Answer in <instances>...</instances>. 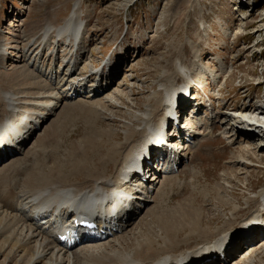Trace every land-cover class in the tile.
I'll return each mask as SVG.
<instances>
[{
	"label": "rangeland",
	"instance_id": "1",
	"mask_svg": "<svg viewBox=\"0 0 264 264\" xmlns=\"http://www.w3.org/2000/svg\"><path fill=\"white\" fill-rule=\"evenodd\" d=\"M76 1L0 0V39L9 45L4 52L5 59L0 62V97L2 91L12 92L11 88H14L18 98L27 101L19 113L27 112L24 119H29L28 113L36 116V113L46 110L48 102L55 100L57 95L52 94L55 97L50 96L47 100L36 96L22 97V86L31 84L21 81L20 75L39 70L40 76L35 80L45 85L53 74L52 81L61 87L60 107L51 109L48 120L40 116L44 122H41L34 138L29 140L31 143L27 141L24 152L17 156V165L1 169L0 164V264H26L29 254L24 243L20 246L19 242L25 237L30 246L37 243L26 235L30 221H34L28 217L29 210L22 216L16 214L13 208L9 206V209L3 203L4 193H12V187H15L19 207L24 203L22 198L28 172L36 170L43 174L54 166L55 169H65L64 174L68 176L72 171L70 162L81 163L95 174L114 176L115 163L120 165L125 154H131L135 149L144 151L148 145L147 142L141 144L150 135L141 116L147 113L156 115L146 118L147 124H159L167 113L163 107L157 113L152 112L157 101H163L165 93L174 88L179 90L187 83L190 89L183 91L184 97L180 98L177 93L173 95L190 102L182 108L178 122L184 126L188 116H192L191 120L197 119L193 125L197 135L192 136L196 144L193 147L185 144L187 142L181 144L190 150V154L182 158V166L175 170L174 175L161 174L156 183H151L155 191L150 192L152 194L146 191L151 196L146 195L149 199L146 200V208L149 207L152 213L149 208L145 212V203L139 202L136 208L139 214L117 235L124 234L120 239L128 240L126 249L141 241L152 240L167 248L168 245L158 238L165 224L162 235L169 234L177 244L174 249L176 255L194 250L203 246L206 239L195 237L196 233L191 232L192 227L182 220L181 215L195 210L200 213L201 220L211 222L207 227L211 231L208 242L217 240L221 244L229 238L236 240L242 232H235L242 228L245 231V220L256 216L257 212L259 215L260 211L264 212V206L258 210L260 203L264 205V147H257V136L253 140L239 133L231 134L236 124L229 115L234 111L249 113L256 107H264V0H253L252 6L244 5L240 10L236 8V4H241L239 0H81L78 3L84 30L78 50L64 38H60L58 44L54 42L44 48L33 46L26 50L24 34L42 28L47 22L45 19L52 17L51 8H55V20L60 23L61 18L66 19L73 11ZM13 39H17L23 50H12ZM37 53L40 54L38 58ZM70 58L73 63L66 71L65 63ZM176 63L184 67L188 79L179 74ZM9 64L13 66L12 71L7 68ZM16 67L21 68L17 70ZM64 71L71 76L64 75ZM87 77L89 80L84 79ZM96 79L98 84L94 81ZM71 81L84 86L66 92L65 87ZM95 85L99 92L89 94ZM28 90L36 92L34 87ZM42 91L48 92L47 89ZM107 96L113 97L112 103L105 98ZM1 108L0 99V114ZM133 114H136L135 120ZM170 122L168 131L172 129ZM205 122L210 123L208 126L213 129L212 132L208 129L211 133L206 139L203 137L205 131L200 130V127L207 126ZM18 126L25 129L24 122ZM184 130L181 131L182 138L187 132ZM125 132L130 143L124 140ZM199 135L204 138L200 142L196 138ZM246 144H249L248 148H244ZM67 181L85 184L88 179L82 172ZM144 184L150 183L144 181ZM137 195L144 197L142 192ZM9 214L21 218L13 221ZM259 215L257 224L254 221L253 226L255 233L256 225L260 228L257 232L263 238L264 217L259 221ZM41 220L46 221L47 218ZM222 227L227 230L223 239L219 231ZM49 230L54 238L53 227ZM241 239L236 251L231 250L235 257H228L232 258V261L227 260L230 261L228 264H264V238L252 251L248 246L253 240L245 235ZM12 243L15 245L13 249ZM96 243L100 242H92L93 245ZM78 247L73 249V255ZM59 248L56 244V249L48 252H54L55 258L61 255L67 259V252ZM91 259L85 258V263L79 260L77 264H89L93 262ZM63 264L67 262L63 261Z\"/></svg>",
	"mask_w": 264,
	"mask_h": 264
},
{
	"label": "bare ground",
	"instance_id": "2",
	"mask_svg": "<svg viewBox=\"0 0 264 264\" xmlns=\"http://www.w3.org/2000/svg\"><path fill=\"white\" fill-rule=\"evenodd\" d=\"M78 1H81V0H77L74 3L73 11L67 16L66 19L61 18L60 23L56 22L57 21L55 20L56 14L55 15L53 14V10H55V8H51L50 10L52 12V17L50 19H45L47 20V22H45L46 24H44L42 28L36 30L35 32L29 31L28 33L23 35V39L25 40V41L23 40L24 41L23 46H25L26 50L33 46L37 48L39 46H43L44 48V46H47L49 43H54V42L58 44V40L60 38L66 39V43L72 44L70 45L72 47H74L73 45H75L78 50L77 45L79 44L82 38L80 35L82 31L84 30L83 29L84 23H83V20L80 18V10H79ZM11 44L12 45L10 46H12L11 48L13 51H16V49H19V48L23 50V48L19 46V42L17 41V39H13L11 41ZM7 46L9 45H6L4 39L3 40L0 39V62H2L5 59L4 52L6 51ZM38 55L40 54L39 53L36 54L37 58H38ZM36 57L34 58V60H37ZM72 63H73V59L72 58L68 59V61L65 63L66 71L72 66ZM7 68H10L11 71L13 70V66H11L10 64L9 66L7 65ZM20 68L21 67H16L15 69L20 70ZM176 68L179 69V74L183 78L186 77V79H188V74L186 73V71L184 70V67L181 64L176 63ZM66 71H64L65 73L63 74L70 77L71 74H67ZM40 72L41 71L39 70H33L32 72H28L26 74L20 75L21 81H27L28 82L27 84H31V85L22 86L23 94H21V96L22 97L23 95H25L24 97L26 96L35 97L36 96L38 98L44 97L46 98V100L49 99V97L52 96V94H56L57 97L55 100H50L48 102L49 108L41 111L39 114L36 113L37 114V115L35 114L36 116H33L34 113H28L30 122L27 121L28 118L24 119V116L27 112H24L23 114L19 113L22 109L25 108L23 105L27 103V101L26 100L22 101L21 98H18L17 93L14 88H11L12 92L2 91V94L0 97L2 101V108H1L2 114H0V128H1L0 129V140L7 139L6 135L9 132L14 135L17 134L19 130H21L19 129V126H18L20 125L21 122H24L25 130L27 134L24 135V138L22 139V142H21L23 146L19 147L20 150L17 153L11 154L8 157V159L4 158L5 157L4 151L0 153V158H2V160L0 161V164H2L1 169H4V167H11V166L15 167L17 165V159H18L17 156L24 152V149L28 143H31L29 140H31V138H33V136L36 135L35 134L36 131L40 128L44 120L45 119L48 120L49 115L52 114L51 109L54 107L58 108L61 105V104H58V99L60 98L59 92H60L61 87L59 86L58 83H56L55 81H52L54 80L53 74L51 75L50 82H47L45 85H42L41 81L35 80V78L40 76L39 75ZM92 74H90L89 76L92 77L93 76ZM88 77L87 79L86 78L84 79L89 80ZM29 81H32V82L29 83ZM83 81L84 80L82 79V82ZM94 81H96V83L98 84L97 79ZM82 86L84 85L79 84L77 81L75 82L71 81V83L67 85L65 88L67 89L66 92H72L75 89L78 90L77 88H81ZM187 86H189L188 83L185 85V87L179 90L174 88L173 91L169 93L168 92L165 93L163 101H157L156 103L157 107L152 112H156L160 107H163L165 109V112L167 113L161 119L159 124H147L146 118H150L151 116L155 117L156 115H150L147 113L141 116L142 123H144V128L148 130V133L151 135L153 140L150 138V135H148L147 138L141 143L143 144L147 142L148 144L144 151L143 150L137 151V149H135L131 154L129 153V154L124 155V159L122 160L120 165L115 163L116 173L114 174V176L95 174L94 172L89 171V168H85L81 163L70 162L72 171L68 176L64 174L65 169L63 170L62 167H57L55 169L54 166H52V168H49V170L47 172H44L43 174L40 171L38 173L36 170H32L31 172H28L27 178H26L27 181L25 183L26 190L24 191L25 193H23V198H22L24 200V203L23 204L21 203L22 205L19 207H17L18 206V203H17L18 192L16 193L15 187L14 188L12 187V191H13L12 193H9V192L4 193L5 199H3V203L6 206L8 207L10 206L11 208H13L16 214L20 216L23 215L22 213L29 210L30 214H28L29 212L27 213L29 215L28 217L30 218V220L32 219L34 220V221H30V224L27 227L28 233H26V235L27 237H31L30 240L33 242L34 240H37V243L34 246H30L29 242H27V239H25V237H23V240L19 242L20 246L24 243L25 251L27 254H29V259L27 260L26 264H38L39 262H44V264H63V261H66L67 264H70V262L72 264H77L79 260L84 261V259L88 257H92L91 260H93V262L94 261L98 263L102 262L103 264H195V263L200 264V262L205 257H211L214 254H217L218 260H219L217 262H219V264H222V262H226V263L230 262V261L227 262V260L229 259L228 257L234 256V252L231 251L232 249L231 247L229 248V245H233L234 248H238V244L236 243L233 244V241H235L234 240L235 238L226 239L221 244H218L220 241H217V240H215L214 243L208 242L207 239L209 238V235H211L209 234V232L211 231H209L207 227L209 226L208 224H210L211 222L210 221L204 222L203 220H201L200 213L195 210H189L188 213L187 212L183 213L181 215V218L182 220H185L187 224H189L192 227L191 232L196 233L195 237L201 236L206 240L203 246L195 247V249L193 248L194 250L191 249L189 251H183L177 255L174 253V249L177 247V244H175L173 242V239H171L168 236L169 234L162 235V230L165 224L163 225V221L161 220H160V223L163 225V227L161 230V234L158 235V238H160L163 243L168 245L167 248L165 247V245L163 246L160 243H158L157 240L141 241L139 243H136L131 249L125 248L128 240L120 239L124 234L120 236H118L117 234L119 232H122L125 228H127L129 226V224L127 225V223L130 222L134 216L139 214V212H137L135 209L136 207H132V209L129 211V214L123 213L121 215L119 219L120 224H121V229L118 232L113 233V234L111 231H109L111 235L110 237H106L105 239H103L104 241L101 240V238L99 237L100 235L103 234L100 230L95 233H92L91 230L87 228L88 233H86V236L91 241L80 242V244L77 245L80 248L78 247L79 249L77 250V253H75V255H73V249H75L77 246L74 247V245L70 249H63L60 246L59 249L61 251L63 250L64 252H67L68 254L67 259H64V256L62 257L61 255H58L55 258L54 256L55 254H53L54 252L52 253L48 252L49 250H52V251L53 249L55 250L56 244H59L56 238L55 237L53 238L51 236V233L49 230L50 227H53V231L55 233V230L57 228L56 226L59 224V222L56 221L54 224H51L50 222L46 223L51 220L50 218L52 217V215L58 214L57 218H61L63 217L64 213H68L67 209L68 207H70L71 209H73V211L71 212L72 216H74L75 213H79L80 219H87V218L93 217L95 213H98V206L100 204H103L101 203L102 200H108V201L113 200L121 191L128 193L129 191L133 190V187H134L133 185H135L136 183L133 184L132 181H127L126 179L128 177L135 179V177L138 175L135 172H133L132 168H134V166L136 165V162L139 161L140 158L144 159V162H146L145 158L147 160L148 158L154 159L153 153L151 151L158 149V148L153 149L157 141L156 138L167 137V139L171 141H174V139H176V136L174 135L176 134L175 131L172 132L173 134L170 132L172 129L168 131V126L166 124H168V122L171 120L170 115L172 114L176 115V113H178V108L182 110V108L186 106V104L190 103L186 99L181 100V99L176 98L173 95L177 93L181 98L183 95V91L187 90L188 88ZM31 87H34V89H36L35 93H30L28 89H30ZM43 89H47L48 92L45 94L42 91ZM92 91H94V94L98 92L97 85L93 86V89H91L89 94H91ZM163 93H160V94L162 95ZM52 97H55V96H52ZM105 98H107V100H109V102L112 103L113 97L107 96ZM245 112L244 113L238 112L236 114L237 120L233 121L236 124V127L233 128V130L231 131V134L239 133L242 136L245 135L251 139L257 136L258 141H259V144L257 147L259 148L264 147V107L259 106V107H256L253 111L249 110L248 112L250 114L245 113ZM40 116L44 118V120H41ZM136 118L137 117L135 114L133 116V119L135 120ZM33 120L35 121V123L36 122L40 123L38 129L36 128H34L33 130L30 129L33 126L32 124ZM196 121L197 119L191 120V116L190 117L188 116L187 118H185V122L183 123L184 127L186 126V128L179 127L178 133H181V131L184 132L185 131L184 129H186V131L188 132L190 126H193L196 123ZM228 125L229 124H227V126ZM130 126H131V123L127 125V129H129ZM193 129L195 130L192 131V135L197 133L196 132L197 129L195 127ZM210 131L212 132L213 129H211ZM32 133L33 135H31ZM185 133L183 135H185ZM152 134L154 135L156 134L157 135L156 138H153L154 135ZM30 135L31 137L28 138ZM126 136H127V132H125L124 140H126ZM143 138L144 137H142V140ZM181 139H182V136H181ZM27 141L29 142L27 143ZM126 142L130 143L131 141L126 140ZM5 143L6 141L2 142V144H5ZM180 143L181 142L178 143L177 141L175 145L177 147H181L182 143L181 144ZM243 146L244 148H248L249 144H246ZM181 150L183 151L181 153H178V155L180 154L181 157H179V159H176L179 163L183 162L182 158L185 157L186 154H190L189 152L190 150L187 147L185 148L184 146H182ZM8 151L15 152L14 149L13 150L8 149ZM134 152L136 154L133 156ZM145 155H147V157L144 158ZM147 166L150 168V172H152L151 178L157 181L160 175L159 177L158 175H156V170L153 168V166H150L149 163H147ZM86 170H88L89 172H86ZM82 172L86 174V177L88 179L87 183L79 184L78 182L67 181L69 177H74L75 174L77 173L79 174ZM1 176L2 175L0 172V177ZM14 183L16 182L14 181ZM138 184L142 185V182L138 180ZM150 184L148 185L150 186ZM146 187L148 188V186ZM149 198H151V196ZM146 200H149V199H146ZM137 202L139 203V201ZM262 202H264V195L262 198ZM138 203L135 202V205L136 204L138 205ZM147 205L148 203L145 202L144 207L146 208ZM259 206L260 207H258V210L262 209L264 205L263 203L262 204L260 203ZM148 208H146L145 212L148 211ZM100 209L103 210L102 207ZM35 211L37 214H44V215L47 214L49 211H51V214L50 215L47 214V216H41L39 218V221H42L41 219L43 218H47V220L46 221L43 220L42 223L38 221L39 223H37L35 222V219L33 218ZM149 211H150V208H149ZM151 213L152 211H150V214ZM258 215L259 213L257 212L256 216L251 217V219L249 218L246 219L245 224L243 225L245 226L244 227L245 230H249L248 231L249 234L251 233L250 229L252 230V235L255 234L251 239V240H255L254 245H256L259 240H262L264 238V237L261 238L259 236V233L257 231L255 233L254 231L255 227L253 226V222L257 219ZM20 216L10 215L13 221H15L18 218H21ZM106 221H111V220L109 219ZM124 224H126V226ZM201 224H203V228L201 227ZM105 226H106V222H105ZM101 230H107V229L103 228ZM182 231L183 229L181 228V232ZM219 231L222 233V236H223L222 239H223L227 233V230L222 227L219 229ZM81 233L84 234L83 232ZM94 241H99L100 243L98 244L96 243L95 245H93L92 242ZM216 244H218L219 246L220 245L224 246L223 248L224 256L223 257H221L220 253L216 251L215 249L216 247L208 246V245H216ZM13 247H15L14 244L12 245V249ZM157 247H159V249H157ZM253 248L254 246H252L251 251L253 250ZM26 253H24V255H26ZM70 256H71V261H70ZM79 257L80 259L78 260ZM93 262H90V263H93ZM95 262L94 264H96ZM213 263H214V260H211L210 262H204L203 264H213Z\"/></svg>",
	"mask_w": 264,
	"mask_h": 264
}]
</instances>
